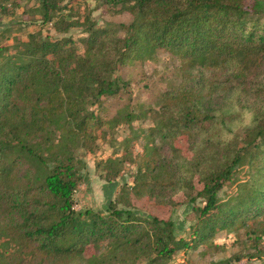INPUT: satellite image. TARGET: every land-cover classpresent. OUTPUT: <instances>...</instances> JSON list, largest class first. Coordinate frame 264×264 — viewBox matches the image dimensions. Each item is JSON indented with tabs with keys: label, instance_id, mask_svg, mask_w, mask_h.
<instances>
[{
	"label": "trees",
	"instance_id": "obj_1",
	"mask_svg": "<svg viewBox=\"0 0 264 264\" xmlns=\"http://www.w3.org/2000/svg\"><path fill=\"white\" fill-rule=\"evenodd\" d=\"M62 1L40 0L43 22L52 20ZM103 2L133 17L123 37L91 30L80 38L84 51L78 55L69 47L73 39L31 36L17 57L0 61V236L20 252L62 264L84 258L88 246L102 247L99 264L166 263L178 251L209 243L220 230L244 229L260 238L264 81L253 85L257 96L243 110L252 119L239 143L232 128L235 104L264 67V0ZM53 25L65 31L73 22L60 18ZM160 49L179 61L182 82L163 96V117L148 128L153 139L134 184L108 199L105 211H77L72 148L93 152L106 124L91 107L118 95L120 85L111 76L118 65L150 61ZM154 137L168 147V158ZM178 138H185L189 156L175 146ZM243 165L247 179L240 176ZM104 168L105 178L116 182L119 169ZM225 185L234 188L221 196ZM185 203L195 218L189 237L176 234L171 218ZM0 264H11L1 249Z\"/></svg>",
	"mask_w": 264,
	"mask_h": 264
},
{
	"label": "rangeland",
	"instance_id": "obj_2",
	"mask_svg": "<svg viewBox=\"0 0 264 264\" xmlns=\"http://www.w3.org/2000/svg\"><path fill=\"white\" fill-rule=\"evenodd\" d=\"M103 1L63 0L52 20L43 22L40 0H0V61L7 56L17 57L31 36L51 40L73 39L74 43L69 47L76 50L78 55L84 51L80 38L86 37L91 30L104 29L112 37H123L133 17L127 11L118 10V6ZM60 18L73 22V25L65 31H56L53 21ZM118 66L111 74L120 85L118 95L106 97L91 107L106 123L98 132L94 151H87L80 145L72 148L79 180L73 193V207L77 211L88 208L105 211L108 199H114L121 189L134 184L140 157L145 155V146L153 139L148 128L156 126L163 117V96L166 90L176 89L182 82L179 61L166 50L160 49L150 61ZM253 74L250 79L253 81L245 90L246 95L243 94L242 100L233 109L238 118L234 119L235 127L232 128L233 135L237 137L233 141L238 143L244 135L243 110L249 106L251 98L257 96L253 85L263 83L264 67ZM129 113L138 118L131 121L128 119ZM61 135L65 134L59 133ZM154 139L158 145L162 144L159 137ZM47 142L50 140L47 139ZM174 144L185 156H189L185 138H178ZM164 145L161 150L164 158H168L169 149ZM41 151L46 153L44 148ZM46 155L48 160L53 157L52 154ZM105 165L119 169L116 182H109L105 178ZM240 168L241 178L247 179L244 174L246 166ZM231 187L229 189L225 185L220 195L230 193L234 186ZM196 204L201 205V200L197 198ZM192 207L190 203L181 204L171 213L178 236L190 235V226L195 223ZM0 249L11 264H62L61 260H40L38 256L20 252L19 245L5 236H0ZM101 249L88 246L84 258L73 259L65 264H99L97 258ZM137 264H264V233L257 238L255 233H246L244 229L220 230L209 243L197 249L178 251L166 263L144 259Z\"/></svg>",
	"mask_w": 264,
	"mask_h": 264
},
{
	"label": "clouds",
	"instance_id": "obj_3",
	"mask_svg": "<svg viewBox=\"0 0 264 264\" xmlns=\"http://www.w3.org/2000/svg\"><path fill=\"white\" fill-rule=\"evenodd\" d=\"M251 119H252L251 114L250 113H245V115H244V124L245 125L250 124L251 123Z\"/></svg>",
	"mask_w": 264,
	"mask_h": 264
}]
</instances>
